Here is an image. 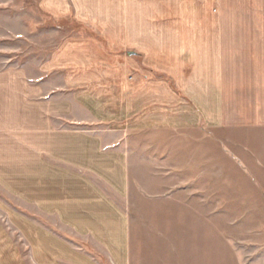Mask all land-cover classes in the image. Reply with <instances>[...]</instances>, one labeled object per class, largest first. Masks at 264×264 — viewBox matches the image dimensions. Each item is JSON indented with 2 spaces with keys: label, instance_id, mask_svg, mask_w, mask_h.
<instances>
[{
  "label": "rangeland",
  "instance_id": "1",
  "mask_svg": "<svg viewBox=\"0 0 264 264\" xmlns=\"http://www.w3.org/2000/svg\"><path fill=\"white\" fill-rule=\"evenodd\" d=\"M40 3L0 0V93L6 84L17 90L16 103L5 106L16 109L15 123L0 121V264H264L263 129L122 127L119 118L88 127L51 115L50 131L63 122L72 136L38 147L40 113L30 101L40 96L32 99L28 87L46 74L60 41L93 37L71 7L59 16ZM72 69L48 73L49 89ZM140 74L130 68L126 80ZM72 91L51 96L50 109L55 97L69 108ZM92 132L97 147L113 148L98 155L71 144ZM99 194L114 210H96Z\"/></svg>",
  "mask_w": 264,
  "mask_h": 264
},
{
  "label": "crops",
  "instance_id": "2",
  "mask_svg": "<svg viewBox=\"0 0 264 264\" xmlns=\"http://www.w3.org/2000/svg\"><path fill=\"white\" fill-rule=\"evenodd\" d=\"M50 5L59 16L71 7L74 19L93 37L73 33L72 38L60 41L41 68L46 74L28 87L32 99L40 96L39 100L30 101L40 113L34 117L40 120V132H34L40 136L39 148H49L50 136L62 145L64 140L58 141L59 136L68 135L61 130L63 122L58 130L50 131L51 115L88 127L119 118L122 127L124 122L135 121L137 127H143L150 121L153 128L232 126L239 130H264V0L40 3L43 9ZM134 58L144 59L139 65ZM67 66L73 69L66 71L69 73L64 76V85L49 89L47 74ZM142 67L154 79L149 80ZM130 68L141 74L129 81L126 75ZM88 73L95 74L87 76ZM87 81L97 82V86L91 85L93 91L84 89ZM5 86V95L0 93V121L12 118L15 123L16 109L7 110L5 106L8 100L16 103L17 90L10 84ZM71 89L75 92L72 91L71 103H66L69 108H65L64 100L55 97L56 110L50 109L52 97ZM9 128L8 124V131ZM94 133L73 135L71 144L75 148H99L98 155L113 148V143L97 147ZM120 142L121 139L116 140ZM97 197L101 208L96 210H114L107 197Z\"/></svg>",
  "mask_w": 264,
  "mask_h": 264
}]
</instances>
